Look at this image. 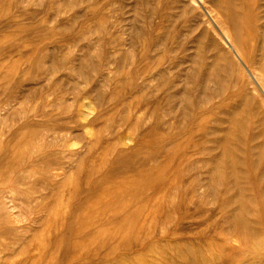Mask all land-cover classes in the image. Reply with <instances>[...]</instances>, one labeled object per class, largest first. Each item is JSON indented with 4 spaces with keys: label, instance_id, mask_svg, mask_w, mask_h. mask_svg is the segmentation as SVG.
Segmentation results:
<instances>
[{
    "label": "rangeland",
    "instance_id": "374dc122",
    "mask_svg": "<svg viewBox=\"0 0 264 264\" xmlns=\"http://www.w3.org/2000/svg\"><path fill=\"white\" fill-rule=\"evenodd\" d=\"M243 3L256 46L264 0ZM136 11L144 17L132 23ZM148 23L149 36L139 37ZM208 26L193 0H0V197L14 190L17 199L16 219L0 201V264H191L194 253L232 264L252 256L219 228L216 199L189 191L192 176L205 177L198 171L208 156L192 149L189 109L177 106L169 121V90L149 74L166 58L160 68L179 70L180 90L199 58L206 72L229 69L225 60L216 66L225 46L210 47L217 38ZM157 34L171 45L146 39ZM162 116L172 127L150 136Z\"/></svg>",
    "mask_w": 264,
    "mask_h": 264
},
{
    "label": "bare ground",
    "instance_id": "6f19581e",
    "mask_svg": "<svg viewBox=\"0 0 264 264\" xmlns=\"http://www.w3.org/2000/svg\"><path fill=\"white\" fill-rule=\"evenodd\" d=\"M193 1L200 5L205 13V17L208 19L209 29L207 34L212 33L217 38L216 40L212 39L209 41L210 47H213L215 50V48L220 49V44L225 46V51L222 52L225 54L220 53V56H217L215 59L216 66H219L221 63L220 61L225 60V65H227V62L229 61L228 65L230 68L223 69L219 66V69H222L220 72L214 70L213 72H206L207 69L204 70L205 68L202 67L203 65L199 66L202 63L201 58H199L197 62L194 61L192 63L191 67L194 68V72L190 71V75L187 76V86L180 90L178 89L179 87H177V83L180 80L179 70L175 67L160 68L165 65L166 58H164L165 60L162 61L157 70H151L149 74L155 72L156 76L153 77V81H157L158 85L160 84L169 90V94L167 93L166 95V118H168L169 121L177 120V106L178 108L189 109L186 112H189L187 114L192 115L191 118L188 116V118H190L189 123L192 125L190 126L189 131L193 146L192 149H194L195 152H200L205 156H208L201 161L202 164L200 163L204 171H202L203 169L198 171L199 173L204 174L205 177L203 179L201 178L200 181L197 180L196 176H192L190 181L191 188H189V191L192 192L191 194H194L195 191L200 189L205 192L207 198L216 199L215 201L219 203H217L219 206V212L223 218H221L222 223H220L221 226L219 225V228L221 229L222 227L221 230H225L223 228H226L225 231L227 232V236L229 235V237L233 238L234 242L239 243L240 245L243 244V246L246 244L245 246H249L248 249L253 250L252 256L250 255L251 252L249 254L250 257H246L245 252H248V249L244 246L245 250H242L245 251V254H243L246 258H244L243 255V259L240 258L241 261L239 260L232 264H264V75H262V73H264V57L258 59V53H261L264 56V28L261 33L259 32L260 35L254 36V40L259 41V44L257 42L256 46H253L251 45L253 38L250 35V29L244 24L246 21L252 19L251 15L246 12V6H248V4L243 3L244 0H214L210 4L211 7L207 6L204 0ZM257 6V8H259V5ZM136 9H138V6ZM214 9H218V15L220 16L215 14ZM142 17H144L143 14L136 11V16L132 19V23L139 22ZM253 17H255V14ZM250 23L252 22L250 21ZM140 24H144V22H140ZM151 24L152 23L146 24L143 29H139L137 26L138 28L135 29H139L140 32L136 34L141 35L139 37H148L150 31L147 26H150ZM226 25H228V28ZM257 25V31H260L261 28L259 27V24ZM255 26L251 28V30H253ZM146 39H151L154 43L157 40H161L159 39L158 34L153 38L150 37ZM147 40H143L142 42L148 43ZM198 41H200V39ZM160 44L169 47V38H165ZM182 44L179 46L180 49L181 46L182 49L184 48ZM205 44L206 42L203 44V42L200 41L198 47L200 49L203 47L204 49L206 47ZM175 52L176 54L179 53L177 51ZM143 54L145 55V53ZM146 55L148 58L150 56L149 52L146 53ZM205 57L206 56H204L203 59ZM187 61V57L182 59V62ZM158 62L159 61H157L156 64ZM122 65L123 62L119 63L117 65V70H119ZM221 65L224 64L222 63ZM199 67H202L203 72ZM253 68L259 71L258 74L254 75L252 73ZM171 72L174 73L173 79H169L167 76V74ZM143 74L144 72L142 75ZM225 76L228 80H225ZM145 77L146 75L141 78L144 82H146ZM126 85L131 89L136 88L135 84L132 82H126L125 86ZM188 85H190V87ZM141 90L144 91V88L142 87ZM146 98L150 101L156 99L154 95L150 94L146 96ZM174 98L179 100L180 105H175ZM155 103L156 102L153 104ZM155 107L158 108V103ZM217 110H219V114L217 113ZM186 112H183V114H186ZM201 114L205 115L203 119L199 118V115ZM163 116L158 119L156 118L155 126H153L152 129L150 128L149 131L146 129V132H167L166 130L169 132V128L172 127L171 124L173 122H164ZM136 127H138V125ZM138 128L135 129L138 130ZM70 129L71 128L67 130L70 131ZM181 130L182 127L180 128V131ZM177 133H179V131L172 133L174 134L173 136H175V139ZM149 134L150 136L152 135L151 133ZM157 135L155 134V136ZM159 136H162V134ZM167 136L169 135L166 133V138ZM201 138L205 139L206 146L200 144ZM165 140L166 142L168 141L167 139ZM169 140L172 141L171 139ZM169 144L171 145L172 142L169 143L168 141V145ZM2 191L3 189L0 192ZM13 191L14 190L8 191L3 197H0V201L2 198L6 201L5 206L9 205L8 209H10L11 217H15L16 214L14 213L16 209V205L14 204L17 199L15 198L16 193ZM182 254L180 253L181 256ZM209 257L212 258V256ZM209 257L207 259H209ZM213 257L216 260L214 255ZM191 260V264H216V262H218L213 258L206 260L202 258L199 253L191 255Z\"/></svg>",
    "mask_w": 264,
    "mask_h": 264
}]
</instances>
